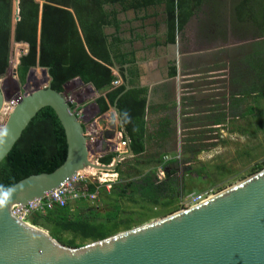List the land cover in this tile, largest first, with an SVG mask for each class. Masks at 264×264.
Masks as SVG:
<instances>
[{
	"label": "trees",
	"instance_id": "16d2710c",
	"mask_svg": "<svg viewBox=\"0 0 264 264\" xmlns=\"http://www.w3.org/2000/svg\"><path fill=\"white\" fill-rule=\"evenodd\" d=\"M161 3L164 4L166 14L165 42L173 43L176 32L182 29L202 3L212 7V18L218 23L220 17L215 18L220 13L219 6H222L223 0H17L18 19L13 23V29L12 2L0 0V76L7 65L10 43L13 42L26 45V52L19 56L16 65V79L19 83L23 82L30 67L38 66L47 69L51 79L49 86L58 93H62V86L74 78L83 84H90L96 91L107 89L103 96L94 101L98 114L106 112L108 106L115 103L123 128L122 139L127 141L132 159L158 164L162 172V179H158L155 171L148 170L141 175L138 183L126 181L112 185L105 195L112 197L111 209L103 219L85 217L84 212L89 206L83 200L68 202L62 207L54 206L43 213H33L29 223L45 231L62 246L75 248L76 238L94 242L113 235L119 225L128 227L127 220L116 221L120 211L119 198L126 194V199L133 203L134 197L141 204L149 206L167 207L172 204L174 190L178 188L175 177L179 162L174 159L162 161L165 153L148 150L150 143L163 142L171 136L170 120L160 119L150 132L147 131L146 91L137 85L134 51L124 47L130 44L132 38L126 41L117 36L121 23L116 19L114 10L116 4L122 10L138 11ZM106 6L111 9H104ZM228 6L232 18L229 20L230 25L241 34L240 37L244 36V28L257 37H264L263 0H229ZM105 28H111L113 34L106 35ZM244 61L246 67L243 78L235 77L231 80L240 86L236 88L235 96L230 98L227 108V117L230 119L251 114L252 109L249 107L239 112L243 100L245 102L264 95V41L254 43L252 53ZM113 64L117 67L116 74L112 72ZM169 75H174L173 68L169 70ZM117 80H120V84L112 86ZM125 83L130 89L116 98L123 91ZM213 116L205 120H211V125L220 126L226 113L220 111ZM184 120L187 128L196 122L192 117ZM208 130L203 129L201 133L206 134L210 132ZM196 134L199 132L188 131L182 141L184 144L181 150L184 153H196L192 146ZM65 155L63 129L54 112L44 107L30 119L0 161V194L28 176L52 172L61 165ZM114 156L101 157L97 162L107 166ZM118 166L119 163L113 173L119 174ZM262 168L264 160L254 167L253 173ZM95 186L88 185L87 192H95L96 195L100 191L105 192L104 189L95 190ZM64 233L70 235L69 239L62 238Z\"/></svg>",
	"mask_w": 264,
	"mask_h": 264
},
{
	"label": "water",
	"instance_id": "95a60500",
	"mask_svg": "<svg viewBox=\"0 0 264 264\" xmlns=\"http://www.w3.org/2000/svg\"><path fill=\"white\" fill-rule=\"evenodd\" d=\"M12 10L15 22L17 0ZM179 37L170 45L175 50ZM35 68L44 72L47 84L16 98L0 130V161L44 107L54 112L63 129L66 155L52 172L28 176L0 194V264H264V169L196 205L79 248L62 246L45 231L17 220L10 213L11 206L41 198L87 168L112 172L119 161L132 156L127 146L110 165L90 161L84 127L62 93L50 88L47 69L34 66L26 74ZM113 71L117 73L114 64ZM173 78H179L178 70ZM129 89L125 83L116 98ZM2 105L0 92V111ZM110 109L108 123L98 121L106 127L101 133L106 141L123 133L115 103Z\"/></svg>",
	"mask_w": 264,
	"mask_h": 264
},
{
	"label": "rangeland",
	"instance_id": "374dc122",
	"mask_svg": "<svg viewBox=\"0 0 264 264\" xmlns=\"http://www.w3.org/2000/svg\"><path fill=\"white\" fill-rule=\"evenodd\" d=\"M11 2L13 6V0ZM228 3L229 1L223 0V7L221 5L219 6L220 13L215 19L220 17V20L223 21L226 19L232 20ZM13 22V10L11 8V23ZM180 49L181 42L179 40L178 54L182 52ZM25 50V45L10 43L7 65L3 74L0 76V92L3 97L2 110L0 111V130L12 107V103L15 102L17 97L36 86L42 87L47 84V82H44L47 76L38 68H35L29 74H25L22 83H19L16 76L12 74L14 67L12 66L13 61L15 64L16 59L24 54ZM178 58L180 59V55H178ZM244 65L246 66L245 61ZM66 83L69 84L63 88L62 95L80 121L82 107L78 106L77 102L84 93V89L83 91L78 88L71 89V83H79L75 78ZM236 92L233 89L230 98L235 96ZM92 99L90 103H92ZM224 107L225 109L222 112L226 113V117L220 126L212 127L213 125L208 124V127L206 126L205 129H210L208 130L210 132L202 134V130H198L199 134L194 135L196 139L192 143V146L196 150L194 155L188 154L187 152L184 153L182 150L176 155H171L174 161L179 162L175 177L178 188L174 190L172 204L167 207L149 206L141 204L134 197L133 203L126 199V194L123 198H119L120 211L117 214L116 221L127 220L128 227L119 225L116 231L112 233L113 235L187 208L184 204V197L187 194L193 193L212 196L256 173H253L254 167L262 164L264 160V95L248 99L245 102L243 100L239 112H243L244 108L249 107L252 109L249 115L244 116L243 114L242 117L230 119L227 117L228 105L226 104ZM82 126L84 127V124ZM84 132L86 138L89 140L87 143V156L90 161L99 164L97 160L101 157L109 155L117 156L120 154H118L119 146L116 138L106 141L96 132L86 133L85 129ZM210 136L213 138L210 139ZM148 150L156 149H153L149 145ZM118 163L119 174L113 173V171H95L93 169L79 171L75 175L76 186L82 188L84 184L88 187V185L97 186L98 183H101V188L99 187L98 190H105V185L107 184L111 188L112 185L122 184L126 181H135L138 183L141 175L148 170L155 171L156 176L162 179L158 164L145 163L137 158L124 159ZM106 193H108L106 190L104 193L100 191L94 200H83L89 206L84 212L85 217L95 219H103L105 217V214L111 209L112 199L111 196H105ZM140 205H144L141 206L143 208ZM69 237L70 235L67 233L62 234V238L65 240L69 239ZM89 243H91L89 240H80L79 238H76L74 241L75 248Z\"/></svg>",
	"mask_w": 264,
	"mask_h": 264
},
{
	"label": "flooded vegetation",
	"instance_id": "af4514ba",
	"mask_svg": "<svg viewBox=\"0 0 264 264\" xmlns=\"http://www.w3.org/2000/svg\"><path fill=\"white\" fill-rule=\"evenodd\" d=\"M158 6L161 11L158 10L154 17L145 18L150 5L139 9L140 15L134 9L122 10L118 4L114 5L116 19L121 23L116 32L117 36L126 41L133 39H130V44L124 45L125 48L136 50L141 43L140 38L136 36L142 35L148 27H152L153 22L157 24V39L160 41V37H163L166 40L165 7L163 3ZM104 9L109 11L111 7L106 6ZM129 12L133 13L132 19L129 17ZM212 13L214 11L209 5L202 3L198 6L182 29L175 34V37L180 36V51H182L180 59H170L171 66L169 68L164 66L168 72L173 68L174 75L178 70L179 78L183 83L179 86L180 97L183 101L186 100L181 110L184 111L182 116L196 120L193 126L186 129L185 137L187 131L198 132L205 129L211 123V120H205L207 117L223 111L226 104L229 106L231 91L233 89L236 91L240 86L232 83L231 80L235 77L243 78L245 58L252 53L254 43L264 41V37L253 35L247 28H244V36L240 37L241 34L231 27L228 19L225 21L218 19L217 23L212 18ZM104 32L106 35L113 34L111 28H105ZM144 41V45H147L149 38ZM173 56L172 54L171 57ZM175 63L178 67H175Z\"/></svg>",
	"mask_w": 264,
	"mask_h": 264
},
{
	"label": "crops",
	"instance_id": "0c3cea01",
	"mask_svg": "<svg viewBox=\"0 0 264 264\" xmlns=\"http://www.w3.org/2000/svg\"><path fill=\"white\" fill-rule=\"evenodd\" d=\"M158 5L159 4L150 5V8L147 9L145 18L149 16L154 17L158 10L161 11L160 8H158ZM137 14L140 15V11H138ZM132 16L133 13L129 12L130 19H132ZM156 25V22H153L152 27L146 29L147 32L144 31L142 35H137L140 38L139 40L141 43H139L138 48L134 50V65L139 72L137 85L140 88H144L146 91L145 121L147 131L150 132L158 120L163 118H168L170 120V126L172 129L170 137L163 142L157 141L150 143V145L153 149H156V151L165 153L162 158L167 156L169 159H173L171 155H176L181 151L182 138L185 137L186 129L188 127L184 124L185 118L182 116L184 111H181L183 110V104L186 103V100L183 101L179 93V86L183 84L182 79H174L173 76L169 75L168 69H164V66L166 65V67L168 66L169 68L171 66L169 60H176V58L178 59V55L181 54H178L179 48L175 50L174 47L170 46L175 43V37L173 43H166V40L163 37H160V41L157 39L158 34ZM147 38H149V42L147 45H144L143 42H145L144 40H147ZM172 54L174 55L173 57H171ZM112 72L114 73V71ZM78 82L79 83H71V89L78 88L81 89V91L84 89V93L81 95L80 99L78 98L79 101L77 102V105L82 107V115L80 116L81 118H79L80 122L82 125L84 124L86 133L96 132L101 135L103 130L106 129L105 125L108 123L112 111L110 106H108L106 112L98 114V109L94 101L96 98L103 96L107 89L96 91L90 84H83L80 81ZM67 84L69 83H65L62 86V90ZM91 98H93V104L90 103ZM208 118L212 119L211 117ZM99 119H102L105 125H100L98 123ZM115 138L119 141L118 134H116ZM122 151L123 149L118 147V154H121ZM130 158H132V156ZM158 179L160 178L158 177Z\"/></svg>",
	"mask_w": 264,
	"mask_h": 264
},
{
	"label": "built area",
	"instance_id": "2783aa9c",
	"mask_svg": "<svg viewBox=\"0 0 264 264\" xmlns=\"http://www.w3.org/2000/svg\"><path fill=\"white\" fill-rule=\"evenodd\" d=\"M120 84V80H117L112 83L113 86ZM217 126V125H215ZM214 125L212 127H215ZM119 141L118 145L121 149H123V153L126 152L127 141L122 139L120 133H118ZM169 160L168 157H164L163 161ZM162 175V172L159 171ZM76 177L75 175L60 184L54 190L44 194L41 198L34 199L30 202H27L25 205H13L10 207V213L19 221L24 224L30 225L29 218L33 213H43L46 210L51 209L54 206L62 207L66 203H71L78 200H94L96 193H88L87 186L84 184L82 188L76 186ZM101 187V183H98L95 186V190ZM110 185H105V190L108 192ZM210 196L204 194H187L184 197V204L186 207H191L196 205Z\"/></svg>",
	"mask_w": 264,
	"mask_h": 264
},
{
	"label": "bare ground",
	"instance_id": "6f19581e",
	"mask_svg": "<svg viewBox=\"0 0 264 264\" xmlns=\"http://www.w3.org/2000/svg\"><path fill=\"white\" fill-rule=\"evenodd\" d=\"M12 66H14V61H13V63H12ZM14 105V103H12V106ZM87 169H89V168H87ZM87 169H85V170H87ZM212 197V196H211Z\"/></svg>",
	"mask_w": 264,
	"mask_h": 264
}]
</instances>
